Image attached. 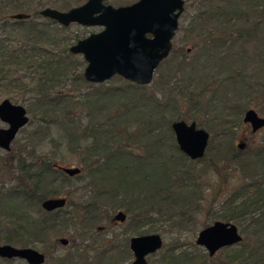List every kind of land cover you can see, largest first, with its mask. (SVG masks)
<instances>
[{
  "label": "trees",
  "instance_id": "1",
  "mask_svg": "<svg viewBox=\"0 0 264 264\" xmlns=\"http://www.w3.org/2000/svg\"><path fill=\"white\" fill-rule=\"evenodd\" d=\"M26 2L0 0V84L9 80V86L16 87L20 80L13 77L16 73H31V82L22 91L28 96L24 106L30 117L27 124L36 120L37 126L18 133L26 132L28 142L49 138L56 146H64L80 168L76 176L68 177L56 169L59 165L52 163L54 157L37 160L32 150L25 152V146H18L13 185L0 186V244L42 245L45 258L55 252L56 237L67 235L63 253L49 257V264H128L127 237L193 228L202 200L198 175L206 169L219 175L220 168L214 164L219 161L226 168L227 163H235L241 181L219 203L221 214L210 221L240 226L241 241L234 245L238 250L223 258L194 257L192 242L189 248L175 242L161 248L152 264H264V146L247 152L237 151L232 143L247 98L256 94L264 104V0H191L193 15L188 26L197 40L191 48L195 52L189 61L186 50L173 47L155 70L157 79L150 92L117 76L102 84L85 82L83 69L78 70L82 62L68 52L67 40L63 38L58 49L59 41L47 29L53 24L45 19L35 21L40 18L38 11L28 12ZM16 13L29 19L10 21ZM14 30L22 35L16 39L24 40L19 47H11ZM255 58L262 70L256 77L251 70L246 79L237 81L236 70L237 74L247 70ZM215 81L217 88L202 101V93ZM5 97L16 101L12 91ZM184 102L186 117L179 115ZM201 107L214 122V139L224 141L217 151L207 144L202 159L189 161L178 151L170 124L194 122ZM199 162L204 166L192 167ZM80 172L88 179V198L77 203L63 198L62 209L44 212L40 204L58 195L69 180H79ZM106 208L121 210L127 224L123 242L108 238L101 247L105 241L96 230ZM71 212L78 227L75 238L67 232L73 222ZM112 217L105 215L103 220ZM10 218L12 227L6 229L7 220H2ZM93 233L97 239L90 238ZM94 246L100 248L88 256ZM0 264L25 263L0 259Z\"/></svg>",
  "mask_w": 264,
  "mask_h": 264
},
{
  "label": "water",
  "instance_id": "2",
  "mask_svg": "<svg viewBox=\"0 0 264 264\" xmlns=\"http://www.w3.org/2000/svg\"><path fill=\"white\" fill-rule=\"evenodd\" d=\"M105 0H86L82 5L60 12L51 8H42L39 16L66 27L78 24L82 27H98L100 31L77 40L68 47L71 55L81 56L84 67L82 78L90 84H102L114 76L134 84L147 86L151 83L158 65L168 56L171 40L174 36L178 18L183 12V0H138L128 6L112 7ZM11 20H25L23 13L12 14ZM28 122L24 107L12 104L4 99L0 102V123L6 128L0 129V149L8 151L10 143L18 131ZM241 122L255 133L264 128V118L254 110H246ZM175 145L189 161L203 158L208 134L196 127L194 122L176 120L170 124ZM242 149V145H237ZM56 169L68 177L79 173L76 167ZM63 198L45 199L40 208L44 212L61 209ZM125 216L117 212L113 221L123 222ZM241 241L235 225L214 221L196 233L194 245L205 251L209 258L219 250L232 247ZM59 245L67 241L59 238ZM162 238L158 234L131 236L128 238L130 264H147L146 259L159 252ZM0 259L19 260L25 264H43L44 255L37 250L0 245Z\"/></svg>",
  "mask_w": 264,
  "mask_h": 264
},
{
  "label": "rangeland",
  "instance_id": "3",
  "mask_svg": "<svg viewBox=\"0 0 264 264\" xmlns=\"http://www.w3.org/2000/svg\"><path fill=\"white\" fill-rule=\"evenodd\" d=\"M29 2H26V10L28 12H32L33 10H41L42 8L49 7V8H70L75 4V0H28ZM79 3H81L83 0H77ZM110 4H114V6L118 5H124L127 3L132 2L133 0H106ZM183 12L180 14V17L178 18V24H177V29L176 32L172 38V49L173 47H181L183 51L188 49V60L190 61V57L193 56V53L195 52L192 48V43H197V40L193 38V35L189 32V26L188 23L193 15V10H192V4L191 0H183ZM65 4V5H63ZM76 5V4H75ZM58 6V7H55ZM29 19V18H28ZM27 19V20H28ZM42 18L36 19L35 21H42ZM25 20H20V21H27ZM10 21H12L10 19ZM9 21V22H10ZM61 28L60 26L53 24L48 26V32L53 36L54 41L57 40L59 43L58 49H61V45L63 43V38L67 40V45L70 46L72 45L75 40L70 41L71 37H75V39H81L89 34V32H92L91 30L87 28H82L79 26L71 25L69 27H62L65 28L64 30L59 29ZM47 32V33H48ZM13 34V39L14 41L11 43V47H16V46H21L24 40H17L16 38H22L21 31L14 30L12 32ZM56 34V35H55ZM58 38H57V37ZM69 37V38H67ZM69 41V42H68ZM66 41L64 42V44ZM33 47H39L38 43H33ZM67 46V47H68ZM191 49V53L190 52ZM76 61L82 62V66H79L78 70L83 69L84 67V62L82 61V58L79 55H71ZM38 60H36V63ZM249 67L247 70L244 71H238L236 70V79L237 81L241 79H246V74H250V71L252 70V74L256 77V73L261 71L262 69L259 67V62L258 59L255 58L252 60L251 64H248ZM164 68L160 70V72H163ZM13 77H19V85L16 87L14 86H9L8 81L6 80L5 82L0 84V101L3 99H7L5 95L12 91L14 93L15 97V103L10 101L13 104L20 105L22 107L25 106V102L28 98L26 93L22 91V87L26 84H29L32 79L31 73H29L26 70H21L18 73H16ZM157 79V73H154L153 79L151 83L147 86H145V89L150 92L155 86L153 85ZM252 80V79H251ZM214 85L208 86L207 90L202 93L201 95V100L204 101L208 97L212 95V90L216 89V81L213 82ZM8 100V99H7ZM181 99L180 101H182ZM25 109V108H24ZM252 109L257 113L258 116L264 118V104L263 102L260 101V99L257 98L256 94H252L249 96L244 104V110L242 111V114L240 115V122L241 118L243 115V112ZM185 110H187V105L184 103L181 104L179 108V115L184 116L185 115ZM27 115V114H26ZM28 117V115H27ZM186 117V116H184ZM30 119V117H28ZM29 121V120H28ZM185 122H191L190 120H186ZM36 120L31 121V124H26L22 129H24L26 132L27 131H32L33 127L37 126ZM194 123L196 127L203 129L207 134H208V146L212 151H217L219 146L223 143L224 140H222L220 143L217 142L214 139V135H216L217 130H214V122L211 119V115L205 114L203 111V107L200 108L199 113H195V120ZM241 126L237 127L235 129V134L233 136L232 143L234 145V148L238 151L241 150H246L247 152H252L255 149H258L259 147L264 146V128L260 129L259 131L255 133L250 132V128L248 125H243V123H240ZM207 126V130L206 127ZM0 127L2 125L0 124ZM211 129L213 131L212 133L209 131ZM25 133H18L12 142L10 146V150L8 152H3L0 150V186L8 187L13 185V178L17 173L14 172L13 166H14V160L16 161V157L18 154V146H25V152L26 151H33L34 157L37 158V160H44L45 158H50L54 157L52 159V163L55 165H59L61 167H68V168H80L78 165L75 164L76 159L75 155L72 153H68L67 149L64 146H56L53 141H51L49 138H44L43 141L40 139L35 138V140L28 142L27 140V135ZM50 133H55L53 129L50 131ZM53 137V136H52ZM241 144L242 149H238L237 145ZM212 154V153H211ZM15 156V158H13ZM210 158V156H209ZM212 158V157H211ZM12 159V161H11ZM14 159V160H13ZM222 162V161H221ZM215 165H217L220 169H218L219 175H216L213 173L212 170H204L205 174H199L198 176L200 177V183L202 184L201 188L199 189V192L202 196V200L199 202L200 203V210L194 215L193 218V228L187 229L186 231H179L177 229H173L171 231H179L173 234H168L169 230L165 232V234L160 235V233H148V234H158L162 238V250L172 246L175 242H178L181 244V247L189 248L190 243L194 245V240L196 233L202 229L204 225H210L212 222L210 219L215 218L221 214L219 212V203L226 198L230 192L233 190V188L238 185V182L241 181V173L240 169L237 168V165L235 166V163H227L229 164L228 167L226 168L223 162L222 165H219V161L214 162ZM204 166L200 162L197 163L195 166L192 167H198L200 168ZM208 168V167H206ZM85 185L88 184V179L85 178L84 172H80V178L77 181L74 180H69L68 186L65 188H61L60 191L58 192V195H55L52 198H64V199H69L73 203H77L78 201L85 200L88 198L90 195V192L88 193L87 188ZM66 201V200H65ZM198 202V200H197ZM65 205V204H64ZM64 207V206H63ZM62 207V208H63ZM61 208V209H62ZM69 211V209H66V211ZM106 212L105 214L100 213L102 220L99 223V230L97 231L101 232L102 238H104L105 243L101 244L100 246H104L108 243V238L113 239L114 243H121L123 242L124 235H125V227H126V221L124 220L123 222H116L113 221V217L111 221H104L103 218L105 215H110V216H115L117 212H121V210H115L113 212H110L107 208L104 210ZM215 213V214H214ZM71 214H73L71 212ZM216 215V217H215ZM35 216V215H34ZM73 214V222L71 223L70 227L67 228L68 235L71 237L75 238L74 234L76 235L78 227L75 224V218ZM98 216V215H97ZM5 221L6 226L4 228H10L11 225H9L8 221H12L13 219H3L2 222L4 223ZM216 221V220H215ZM231 223V222H228ZM232 224V223H231ZM234 225V224H233ZM236 226V225H235ZM12 227V226H11ZM147 228V227H145ZM238 232L240 229V226H236ZM144 234V235H148ZM242 236V235H241ZM130 237V236H129ZM126 239L127 242V248H128V238ZM59 238H64L68 239L67 235H62L56 237V242H58ZM93 240L97 239V234L93 233L91 237ZM87 244V242H85ZM2 245V244H0ZM67 245V244H66ZM100 246H94L92 249L90 248L88 252V256H91L97 252V249L100 248ZM195 246V245H194ZM65 246H61L58 244V246L55 248V252L53 251L48 257H45L47 259L45 263L49 264V257H54L58 254L63 253ZM196 249L191 251V254L194 257H199L201 254H206L204 250H202L200 247L195 246ZM33 249L37 250L40 253H43V247L42 245H35L32 247ZM238 246H232L229 247V250H222L220 252H217L214 256L219 258L225 257V255L232 253L233 251L238 250ZM160 253V252H159ZM157 253L152 259H146L147 264H152V262L155 260L156 256L159 254ZM132 261V257H129L127 262L130 264ZM154 263V262H153Z\"/></svg>",
  "mask_w": 264,
  "mask_h": 264
},
{
  "label": "flooded vegetation",
  "instance_id": "4",
  "mask_svg": "<svg viewBox=\"0 0 264 264\" xmlns=\"http://www.w3.org/2000/svg\"><path fill=\"white\" fill-rule=\"evenodd\" d=\"M86 0H83L80 4H78V5H73L72 7H70V8H67V9H64V10H57V9H55V8H51V9H55V10H57V11H60V12H66L67 10H69V9H71V8H75V7H78V6H80V5H82L84 2H85ZM136 1H138V0H133L132 2H130V3H127V4H124V5H118V6H114V4L112 5V4H110V3H108L106 0H105V2H104V4H106V5H110V6H112V7H114V8H116V7H121V6H128V5H130V4H132V3H135ZM46 8V7H45ZM49 8V7H48ZM40 11V10H39ZM39 11L37 12V14L39 13ZM26 15V14H25ZM38 17H40L39 16V14H38ZM180 17V16H179ZM29 18V16L27 15V19ZM40 18H42V17H40ZM26 19V20H27ZM42 19H45V20H48L50 23H52V24H55L53 21H51V20H49V19H46V18H42ZM12 21H14V20H12ZM18 21H20V20H18ZM71 25H75V26H79V27H82V26H80V25H78V24H74V23H72V24H69L68 26H66V27H69V26H71ZM59 26V25H58ZM60 27H62V26H60ZM82 28H87V29H89V30H91L92 32H89V34L88 35H90V34H93V33H97V32H99L100 31V28H98V27H82ZM87 35V36H88ZM86 37V36H85ZM85 37H83V38H85ZM173 38V37H172ZM82 39V38H81ZM78 40H80V39H78ZM172 41V40H171ZM76 42V41H75ZM74 42V43H75ZM73 43V44H74ZM71 46V45H70ZM171 49H172V42H171V48H170V51H171ZM170 51H169V54H170ZM186 52L188 53V49H186ZM168 54V55H169ZM81 57V56H80ZM83 61V60H82ZM4 100V99H3ZM2 101V100H1ZM0 101V102H1ZM13 104V103H12ZM245 112V111H244ZM243 112V113H244ZM1 125H2V127H0V129H3V128H6V125H4V124H2V123H0ZM243 125H245V124H243ZM19 132V131H18ZM18 134V133H17ZM15 139V138H14ZM14 139H13V141H14ZM12 141V142H13ZM12 142L10 143V146H11V144H12ZM10 146H9V150H10ZM1 150V149H0ZM8 150V151H9ZM1 151H3V150H1ZM8 151H3V152H8ZM114 217V216H113ZM66 240V239H65ZM67 241V240H66ZM66 246V245H65Z\"/></svg>",
  "mask_w": 264,
  "mask_h": 264
}]
</instances>
